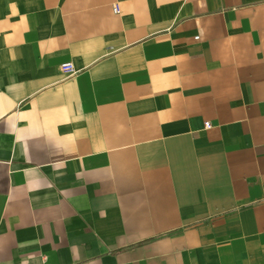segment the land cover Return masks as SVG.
Instances as JSON below:
<instances>
[{"label":"crops","instance_id":"crops-1","mask_svg":"<svg viewBox=\"0 0 264 264\" xmlns=\"http://www.w3.org/2000/svg\"><path fill=\"white\" fill-rule=\"evenodd\" d=\"M0 264H264V0H0Z\"/></svg>","mask_w":264,"mask_h":264},{"label":"built area","instance_id":"built-area-1","mask_svg":"<svg viewBox=\"0 0 264 264\" xmlns=\"http://www.w3.org/2000/svg\"><path fill=\"white\" fill-rule=\"evenodd\" d=\"M113 13L115 15H118L119 14V7L118 5H114L113 6ZM59 71L60 73L63 75V76H66V77H71V76H74L76 71H75V68L73 67L72 64H63L59 67ZM205 128L206 129H210V126L209 125H205Z\"/></svg>","mask_w":264,"mask_h":264}]
</instances>
